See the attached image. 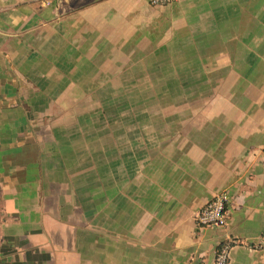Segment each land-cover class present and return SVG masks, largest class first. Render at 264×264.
<instances>
[{"label":"crops","instance_id":"1","mask_svg":"<svg viewBox=\"0 0 264 264\" xmlns=\"http://www.w3.org/2000/svg\"><path fill=\"white\" fill-rule=\"evenodd\" d=\"M126 16L179 41L180 112L127 137L107 117L77 161L75 137L29 97V43L67 22L69 58H87ZM263 153L264 0H0V264H214L227 240V264H264ZM220 192L226 225L197 226Z\"/></svg>","mask_w":264,"mask_h":264},{"label":"rangeland","instance_id":"2","mask_svg":"<svg viewBox=\"0 0 264 264\" xmlns=\"http://www.w3.org/2000/svg\"><path fill=\"white\" fill-rule=\"evenodd\" d=\"M154 17L146 15V19ZM44 29L43 41L29 43L33 74L27 92L33 99L45 100L46 115H58L56 123L61 127L54 130L60 131L61 141L75 137L77 161L84 155V140L90 135L99 138L107 117L116 120L112 116L120 114V130L127 137L137 130L164 129L167 115L180 112V58L170 57V49L179 48V41L178 47L166 46L165 29L157 27L158 34L149 36L126 16L123 35H113L112 27L103 25L94 37L102 41L89 43V57L71 59L67 22L55 39L52 20L45 21ZM112 129L117 127L109 125Z\"/></svg>","mask_w":264,"mask_h":264},{"label":"built area","instance_id":"3","mask_svg":"<svg viewBox=\"0 0 264 264\" xmlns=\"http://www.w3.org/2000/svg\"><path fill=\"white\" fill-rule=\"evenodd\" d=\"M175 0H149L152 6H162L170 4ZM264 164V153H263ZM230 208V198L226 192L215 194L209 201L198 209L194 216L197 226L222 227L226 225ZM236 240H227L220 243L215 250L214 264H227L229 251Z\"/></svg>","mask_w":264,"mask_h":264}]
</instances>
